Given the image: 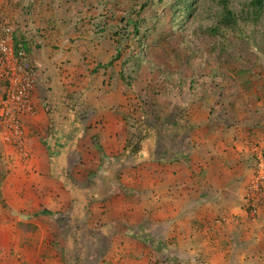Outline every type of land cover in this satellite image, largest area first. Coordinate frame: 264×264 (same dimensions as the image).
Segmentation results:
<instances>
[{"label":"rangeland","instance_id":"rangeland-1","mask_svg":"<svg viewBox=\"0 0 264 264\" xmlns=\"http://www.w3.org/2000/svg\"><path fill=\"white\" fill-rule=\"evenodd\" d=\"M209 1L218 12L219 1ZM175 2L0 0V26L22 34L35 55V61L27 55L38 71L33 90L49 115L44 142L28 143L22 123L20 144L0 133V264H117L109 252L123 246L117 231L158 246L149 227L151 202L161 194L154 187L179 152L188 154L179 158L185 164L203 153L246 151L252 176L244 211L264 219V32L249 36L253 28L236 16V25L221 30L231 44L214 55L201 32L214 24L204 20L208 4L193 0L194 14L182 26L170 20ZM134 19L143 20L138 38L148 53L138 69L136 37L117 41L115 35ZM243 26L247 35L238 34ZM41 47L51 55H42ZM114 47L121 52L113 65L89 73L110 59ZM46 57L55 58L54 70L42 66ZM244 68L249 74L234 78ZM123 147L128 156L120 159ZM195 153L198 159H187ZM18 222L36 228L29 247L18 246ZM54 243L65 251L59 254Z\"/></svg>","mask_w":264,"mask_h":264},{"label":"crops","instance_id":"crops-1","mask_svg":"<svg viewBox=\"0 0 264 264\" xmlns=\"http://www.w3.org/2000/svg\"><path fill=\"white\" fill-rule=\"evenodd\" d=\"M39 51L51 55L48 47H41ZM27 55L35 61L33 52L31 55L29 50ZM41 61L42 66L50 64L51 69H55V58L49 61L46 57ZM58 66L63 67L64 63L58 62ZM56 71L63 72L58 68ZM36 93L34 89L31 94L32 113L21 118L28 143L44 142L48 134L45 129L49 126V115L38 102ZM53 130L56 134V129ZM232 151L226 156H221V152H213L214 156L203 153L206 157L200 156L197 162L189 160L190 163L185 164L179 158L187 153L179 152V158L170 157L166 162L169 164L165 165L168 169L165 180L154 187L155 190L158 187L161 194L156 192L157 198L151 202L153 210L149 214L151 235L161 244L147 247L137 238L117 231L115 235L123 246L119 243L109 251L117 256L113 261L117 264H264V219L262 216L252 219L244 211L245 186L250 187L251 182L247 180L252 176L246 163L247 152ZM188 158L193 160L199 156ZM154 165L156 170L162 169L159 163ZM193 167L197 168L194 172ZM155 180L160 182L159 178ZM139 221L132 224L138 225ZM124 224L117 223L115 227L122 228Z\"/></svg>","mask_w":264,"mask_h":264},{"label":"trees","instance_id":"trees-1","mask_svg":"<svg viewBox=\"0 0 264 264\" xmlns=\"http://www.w3.org/2000/svg\"><path fill=\"white\" fill-rule=\"evenodd\" d=\"M175 1H177V2H175L174 6L172 5L170 8H171V10H173V12L176 11V13L172 12L170 14V20L174 21V22L177 21L178 23L181 24L182 21L186 20L189 15L193 16V14H194L193 13L194 8L191 5L193 0H180V1L175 0ZM208 1L209 0H204V1L202 0V2L205 3V5L208 4V8L205 12V15H207L209 17H205L204 20L209 21L211 19H214V24L205 26L201 30V32L205 33V38H206L205 45L207 46L208 50L210 52H212L214 55H218V53L224 51L223 49L225 46V42L228 45L231 44L230 42L225 41L224 33L221 30L227 29L230 26L236 25L237 24L236 16H238L242 20V22L244 23V26H246L247 28H253V30L250 32L249 36L257 35L260 32V30L264 32V0H233L234 3L232 2V0H218L219 1V7H220L218 12L215 11L214 3L210 2V1L208 2ZM229 1H231L232 3L229 4ZM234 11L236 14L234 13ZM142 21H143L142 19H134L133 21L131 20V21H129L128 24H124V27L120 28L118 33H115V35H117V37H118L117 41H121L125 35H128L130 33H132V35L136 37L137 43H138L137 45H138V47H140V51L133 52V54L135 55L134 56L135 57V62H134V68L135 69H138V66H139L141 61L142 62L146 61L148 58V53L144 48L145 46H147V44H146V42L142 41V38H138L140 23ZM205 21H203V22H205ZM244 26L239 29V31H238L239 35H242V34L247 35L246 33H242L244 31L243 30ZM130 27H131V30L128 31L127 29ZM179 28H181V27H179ZM261 35L264 36V33H262ZM12 38H13V46L15 48L17 46H21L25 50L26 54H28V52L30 50V44L24 40L22 34L14 35V36H12ZM242 39H244V38H241L240 41H242ZM166 43H169V42L166 41ZM120 52L121 51L119 48L114 47L113 50L111 51V53H109L110 59L104 64H96L89 71V73L94 74L99 69H105V68L113 65V63L118 59ZM174 55L176 56V54H174ZM187 61H188V58H186V62ZM210 68L213 71L215 69H217L216 66H213ZM246 72L249 74V72L245 68L237 70L234 74V78L240 77L243 74H245ZM167 74H170V73H167ZM116 77L118 78V81H120L122 83L126 81L125 78L119 73L116 74ZM236 82L238 85V83L241 81L238 80ZM246 82L248 83V86H249L250 83L248 81H246ZM237 85H236V88L238 87ZM244 91H246V89ZM94 147L99 151V153H101L100 156L104 157V153H102L101 147L96 143L94 144ZM124 149H125L124 147L120 148V150L118 151V155L116 157H119L121 159L123 156H128L127 151ZM120 164H122V163L120 162ZM41 212L42 211H38L34 215H38V213H41ZM17 228L20 231L18 246L20 247V249H22V247L26 246V245H27V247H29L31 235L36 230V228L34 226H32L31 224H27L24 222H18ZM53 246L55 249H57L59 251V254H60V252L62 254V252L65 251V250H61V248H58L55 243ZM65 253H67V251ZM43 254H45V253H43Z\"/></svg>","mask_w":264,"mask_h":264},{"label":"built area","instance_id":"built-area-1","mask_svg":"<svg viewBox=\"0 0 264 264\" xmlns=\"http://www.w3.org/2000/svg\"><path fill=\"white\" fill-rule=\"evenodd\" d=\"M13 29L0 26V133L11 143L21 142V118L31 114V92L34 87V68L21 46H13ZM264 177L263 170L260 171ZM258 180L253 185L257 190Z\"/></svg>","mask_w":264,"mask_h":264},{"label":"clouds","instance_id":"clouds-1","mask_svg":"<svg viewBox=\"0 0 264 264\" xmlns=\"http://www.w3.org/2000/svg\"><path fill=\"white\" fill-rule=\"evenodd\" d=\"M31 105H32V102H31ZM31 113H32V111H31Z\"/></svg>","mask_w":264,"mask_h":264}]
</instances>
